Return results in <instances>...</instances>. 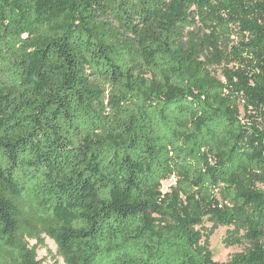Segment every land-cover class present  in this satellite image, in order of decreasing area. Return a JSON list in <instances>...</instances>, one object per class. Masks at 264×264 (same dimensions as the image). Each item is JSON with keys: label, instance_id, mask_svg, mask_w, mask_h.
I'll return each mask as SVG.
<instances>
[{"label": "trees", "instance_id": "trees-1", "mask_svg": "<svg viewBox=\"0 0 264 264\" xmlns=\"http://www.w3.org/2000/svg\"><path fill=\"white\" fill-rule=\"evenodd\" d=\"M206 220L251 247L215 261ZM42 235L65 264H264V0H0V264Z\"/></svg>", "mask_w": 264, "mask_h": 264}, {"label": "rangeland", "instance_id": "rangeland-1", "mask_svg": "<svg viewBox=\"0 0 264 264\" xmlns=\"http://www.w3.org/2000/svg\"><path fill=\"white\" fill-rule=\"evenodd\" d=\"M210 57L214 60L212 55ZM233 68L234 65L226 57L220 64H212L209 69L219 80L225 81V70ZM175 182V178L165 182L163 184L164 191L169 190L170 186L175 184ZM199 229L204 234L203 242L208 244L213 259L217 262H228L234 254L245 253L251 247L246 237V232L241 226H225L212 220H206L199 226ZM41 239L40 242H30V245L36 248L38 260L42 264H65L63 259L58 256L55 242L46 235H42Z\"/></svg>", "mask_w": 264, "mask_h": 264}]
</instances>
